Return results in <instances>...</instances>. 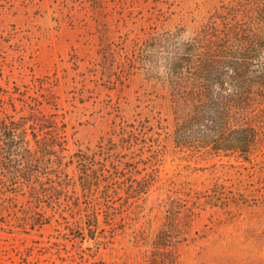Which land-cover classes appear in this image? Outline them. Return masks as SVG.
<instances>
[{"label":"rangeland","instance_id":"obj_1","mask_svg":"<svg viewBox=\"0 0 264 264\" xmlns=\"http://www.w3.org/2000/svg\"><path fill=\"white\" fill-rule=\"evenodd\" d=\"M230 1L0 0V155L23 152L9 125L42 166L65 156L72 179L55 192L41 177L33 194L0 159V264H264V136L249 160L177 147L165 80L128 61L151 35L191 36ZM139 121L159 160L152 138L142 151L116 133ZM110 139L120 169L144 158L138 167L155 177L147 194L129 198L118 183L108 200L105 181L84 194L65 162ZM63 140L66 151L54 145Z\"/></svg>","mask_w":264,"mask_h":264},{"label":"trees","instance_id":"obj_2","mask_svg":"<svg viewBox=\"0 0 264 264\" xmlns=\"http://www.w3.org/2000/svg\"><path fill=\"white\" fill-rule=\"evenodd\" d=\"M128 61L133 67L146 69L165 80L170 91L171 135L177 147L250 159L264 136V0L223 3L191 36H186L184 27L153 34L137 44L133 59L128 57ZM6 129L10 146L21 145L23 152L14 157L11 148L0 159L17 180L33 181V194L44 188L41 177L51 181L55 192L58 186L71 185L72 179L67 174L63 177L65 156L57 160L50 157L47 166H42L33 156L30 140L18 136L9 125ZM150 129L146 122L139 121L123 125L116 133L122 136L125 147L143 144L142 151L152 138L149 147L159 160L161 145L148 136ZM55 143L61 151L67 150L66 141ZM116 146L113 139L102 140L98 150L79 149L65 162L77 164L84 194L93 196L102 181L106 182L108 191L104 195L108 200L112 197L109 188L114 184H124L129 198L147 194L154 185V175H143L147 168L138 167L141 162L145 164L143 157L131 164L127 162L124 169L114 163ZM54 163L58 166L54 167ZM121 178L124 180L120 181ZM96 220L97 217L90 219L87 228L94 239Z\"/></svg>","mask_w":264,"mask_h":264}]
</instances>
